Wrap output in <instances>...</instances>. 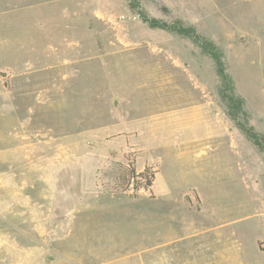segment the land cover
<instances>
[{
  "label": "rangeland",
  "instance_id": "1",
  "mask_svg": "<svg viewBox=\"0 0 264 264\" xmlns=\"http://www.w3.org/2000/svg\"><path fill=\"white\" fill-rule=\"evenodd\" d=\"M136 1L218 46L264 139V0ZM222 86L131 0H0V264H208L223 248L264 264V150ZM130 166L155 171L137 195L119 190Z\"/></svg>",
  "mask_w": 264,
  "mask_h": 264
},
{
  "label": "trees",
  "instance_id": "2",
  "mask_svg": "<svg viewBox=\"0 0 264 264\" xmlns=\"http://www.w3.org/2000/svg\"><path fill=\"white\" fill-rule=\"evenodd\" d=\"M137 2L136 0H131V5L138 10L144 22L151 27H160L191 37L192 40L214 60L217 71L222 78V96L227 102L231 118L236 121L239 128L255 143V145L264 150L263 136L259 134L252 125H248L240 119V114L243 109V100L234 94L233 86L230 84V77L226 70L221 50L218 46L210 39L202 36L193 25H185L181 20H174L168 23L155 17L148 16L141 7H139ZM119 178L124 182L119 189L120 191L127 190L128 187L132 186L134 195H137L139 189L152 186L155 179V171L149 166L145 167L142 171H137L135 167L130 166L119 173Z\"/></svg>",
  "mask_w": 264,
  "mask_h": 264
},
{
  "label": "crops",
  "instance_id": "3",
  "mask_svg": "<svg viewBox=\"0 0 264 264\" xmlns=\"http://www.w3.org/2000/svg\"><path fill=\"white\" fill-rule=\"evenodd\" d=\"M190 140H192V139H190ZM177 147H178L177 149L179 150V145H177ZM202 157H204V156H202ZM208 158L209 157H206V156L204 157L205 160L208 159ZM191 189L197 190L196 188H191ZM200 197L202 198V194L201 193H200ZM202 200H203V198H202ZM223 219H227V218H223ZM247 220H249V219H239V220H235L234 222H230V221H226L225 222V221H223L221 223H217V225L215 226L214 230L216 232H219V231L221 232V231H224L226 229H230L229 226L234 224V223H240V222L247 221ZM261 221H262V219H261ZM262 238L263 237L258 238V240L256 241V250L255 251L259 252V254H264V251L259 246V241H261ZM0 239H1V232H0ZM242 251H243L242 248H235V250H230L229 249V251L226 248L215 250V251H213L214 252L213 254L210 255V253H209V256H207V261H208L207 263L208 264H218L217 260L215 259V257L223 256L224 258L221 259V263L220 264H222V263H224V264H251V263L245 262L244 257H242L243 254L245 255V252L242 253ZM233 252L237 255V257L232 255Z\"/></svg>",
  "mask_w": 264,
  "mask_h": 264
}]
</instances>
